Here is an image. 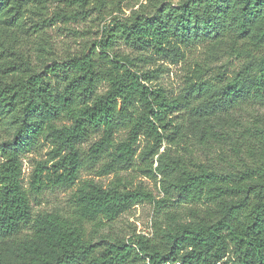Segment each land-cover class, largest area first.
I'll list each match as a JSON object with an SVG mask.
<instances>
[{
	"label": "trees",
	"instance_id": "16d2710c",
	"mask_svg": "<svg viewBox=\"0 0 264 264\" xmlns=\"http://www.w3.org/2000/svg\"><path fill=\"white\" fill-rule=\"evenodd\" d=\"M51 1L0 0V121L8 111L17 124L0 140V264H264V0H148L151 9L129 15H114L125 0H57L52 15ZM93 13L111 16L101 38L53 57L43 29ZM219 42L239 66L196 61L177 95L153 82L161 65L141 68ZM187 132L209 159L160 154L154 167L163 142ZM96 134L85 158L82 143ZM142 137L144 171L161 174L166 198L118 177L109 186L81 179L98 160L102 174L132 167ZM41 138L50 158L26 186L22 156ZM64 185H76L70 211L34 210L33 199ZM144 201L164 210L166 227L156 220L151 235L95 240L105 221Z\"/></svg>",
	"mask_w": 264,
	"mask_h": 264
},
{
	"label": "rangeland",
	"instance_id": "374dc122",
	"mask_svg": "<svg viewBox=\"0 0 264 264\" xmlns=\"http://www.w3.org/2000/svg\"><path fill=\"white\" fill-rule=\"evenodd\" d=\"M161 1H170L177 4L183 0H159L158 4ZM50 5V12L52 15L53 10L57 7V0L51 1ZM121 8L122 11L115 12L114 15H129L132 11L139 9L147 11L151 9V5L148 4V0H125ZM110 18L111 16H108L104 19L97 15V13H93L86 18L71 19L66 23L58 20L54 21L43 29L44 42L49 48H53L52 50H54L55 54L53 57L63 56L68 52L71 53L80 49L87 41L92 44L96 39L101 38L104 27L106 23L110 21ZM119 48L122 51L129 52V49L124 45H120ZM49 60H51L50 55L46 56L43 61L47 63ZM196 61L211 68H217V66L226 64L228 65L229 71H232L241 63V59H237L232 55L228 43L219 42L210 45L197 44L190 47L186 50V58L180 59L179 61L155 55L152 61H143L140 62V64L143 69H154L161 65L162 69L159 73V77L154 79L153 82L165 86L171 94L177 95L184 86L187 68L189 66L194 67ZM105 89L106 84H103L100 88V93H103ZM177 114L180 115V113ZM15 118L16 116L12 113H8V111L3 115L4 120L1 119L2 121H0V140L5 138L7 134L12 138L13 132L17 127V124L13 122ZM7 130L8 133L6 134ZM125 137L126 131H120L114 143L118 144ZM99 138L100 135L96 134L82 143V150L84 151L85 158L89 153L91 145L99 140ZM177 142L169 143L168 140L163 142L159 149V154L154 157V167L159 165L160 154L163 155L162 159H173L179 154H187L189 151L193 150L200 156L201 161L206 162L209 159L208 156L204 155L200 150L197 138L193 133L187 132V134ZM146 144L147 141L143 137L136 144L137 150L132 167L102 174L100 173V171H102V169L100 170L102 162L98 160L93 164L88 163L81 169V179L92 178L105 186H109L112 181L118 177L121 178L128 188L144 187L153 194L155 200L166 198L167 193L163 187L161 174L155 171L157 173L155 177L149 175L150 173H147L148 171H144L145 168L147 170L150 169V167H146L147 161L142 157V151ZM52 148L53 145L49 140L41 138L37 145L23 153V180L26 186H29L30 177L37 162L49 159V152ZM1 161L2 155H0V162ZM53 162L54 161H49L48 165L51 166ZM75 187L76 185H64L47 188L36 199L32 200L34 210H55L62 213L70 211L72 208L70 198ZM168 193L172 196L176 204L178 199L177 192L169 188ZM174 207L175 206H172L171 208L173 209ZM163 211L164 210L158 208L154 202L144 201L137 203L115 220L105 221L98 232L93 233L95 235V240L97 241L109 235L125 237H130L134 233L151 235L154 231L156 220L163 221V226H167ZM87 228L88 231H91L93 227L91 224H88Z\"/></svg>",
	"mask_w": 264,
	"mask_h": 264
}]
</instances>
